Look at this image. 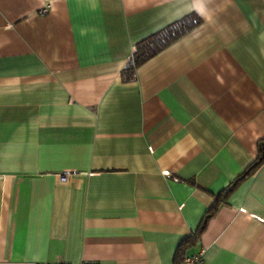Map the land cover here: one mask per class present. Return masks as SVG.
Here are the masks:
<instances>
[{
  "label": "crops",
  "instance_id": "1",
  "mask_svg": "<svg viewBox=\"0 0 264 264\" xmlns=\"http://www.w3.org/2000/svg\"><path fill=\"white\" fill-rule=\"evenodd\" d=\"M261 140L264 0H0V264H264Z\"/></svg>",
  "mask_w": 264,
  "mask_h": 264
},
{
  "label": "trees",
  "instance_id": "2",
  "mask_svg": "<svg viewBox=\"0 0 264 264\" xmlns=\"http://www.w3.org/2000/svg\"><path fill=\"white\" fill-rule=\"evenodd\" d=\"M192 17L193 16L185 17L179 20L178 22L168 26L157 35L150 36L149 38L139 43L138 46L135 48L131 62L127 66L126 77H131V70H133L134 67L145 61L154 52L167 45L168 43L172 42L174 39L179 37L184 31L190 29L192 26L197 24V19L194 18L195 20H193L191 19ZM258 146L259 154L256 160L250 166H248L246 171L242 175H240V177H238L228 188H226L224 194H227L242 177L252 173L256 168H258L262 163H264V140H261ZM215 207H212V210ZM210 211H208V213L205 215V219L202 221L201 226L199 227V230L197 231L196 235L200 233L201 229H203L205 220L208 217ZM185 243H187V241Z\"/></svg>",
  "mask_w": 264,
  "mask_h": 264
},
{
  "label": "built area",
  "instance_id": "3",
  "mask_svg": "<svg viewBox=\"0 0 264 264\" xmlns=\"http://www.w3.org/2000/svg\"><path fill=\"white\" fill-rule=\"evenodd\" d=\"M47 7L48 6L46 5L42 10H40V13L41 14L46 13L47 12ZM132 57H133V54H132ZM202 256H203L202 250L200 252H198V253H193V254H190V255H186L183 258L182 264H203ZM39 264H69V263H65V262H62V261H55V262H41ZM77 264H99V263L96 262V261L83 260V261H81V262H79Z\"/></svg>",
  "mask_w": 264,
  "mask_h": 264
},
{
  "label": "snow or ice",
  "instance_id": "4",
  "mask_svg": "<svg viewBox=\"0 0 264 264\" xmlns=\"http://www.w3.org/2000/svg\"><path fill=\"white\" fill-rule=\"evenodd\" d=\"M202 7V6H201Z\"/></svg>",
  "mask_w": 264,
  "mask_h": 264
}]
</instances>
